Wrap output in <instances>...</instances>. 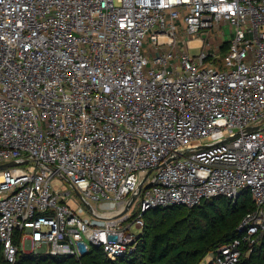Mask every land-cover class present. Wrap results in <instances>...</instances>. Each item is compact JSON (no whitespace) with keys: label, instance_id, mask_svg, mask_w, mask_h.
I'll use <instances>...</instances> for the list:
<instances>
[{"label":"built area","instance_id":"1","mask_svg":"<svg viewBox=\"0 0 264 264\" xmlns=\"http://www.w3.org/2000/svg\"><path fill=\"white\" fill-rule=\"evenodd\" d=\"M13 160L1 264L15 238L115 260L148 210L247 189L255 208L204 262L236 264L264 235V0H0V164Z\"/></svg>","mask_w":264,"mask_h":264},{"label":"trees","instance_id":"2","mask_svg":"<svg viewBox=\"0 0 264 264\" xmlns=\"http://www.w3.org/2000/svg\"><path fill=\"white\" fill-rule=\"evenodd\" d=\"M227 48L228 43H224L221 54ZM254 208L255 203L247 189L240 192L234 204L217 196L193 207L152 208L144 213V228L134 252L116 260L109 259L100 247L91 248L78 258L27 253L21 250L18 238H15L14 243L18 245L15 264H209L202 262L203 258L236 237L242 217ZM3 261L0 244V264ZM236 264H264V235Z\"/></svg>","mask_w":264,"mask_h":264},{"label":"rangeland","instance_id":"3","mask_svg":"<svg viewBox=\"0 0 264 264\" xmlns=\"http://www.w3.org/2000/svg\"><path fill=\"white\" fill-rule=\"evenodd\" d=\"M224 40H228V37L226 36V37H224L223 38ZM214 43H215V41H214ZM197 47H192L191 49H190V53L191 54H196L197 52H198V50L196 49ZM220 54H221V52H220ZM51 185H52V187L54 188V187H58L59 188V190H60V192H62V193H65L66 191H68L69 189H70V187H69V184L67 183V182H65L63 179H61L60 177H58V176H54V177H52V179H51ZM70 198H72L75 202H77L79 205H81V202L79 201V198H78V196L75 194V193H71L70 194ZM135 233H137L139 230L138 229H136V228H133L132 229ZM127 231H130V227H128L127 228ZM143 231V230H142ZM141 231V232H142ZM137 240H138V238H137ZM20 247H21V250L22 249H24V250H26V252L28 253H32V251L29 249V247L24 243V242H22L21 243V245H20ZM94 248V247H93ZM136 248V247H135ZM29 249V250H28ZM134 252V251H133ZM116 260V259H115ZM206 261V259L205 258H203V260H202V262H205Z\"/></svg>","mask_w":264,"mask_h":264},{"label":"water","instance_id":"4","mask_svg":"<svg viewBox=\"0 0 264 264\" xmlns=\"http://www.w3.org/2000/svg\"><path fill=\"white\" fill-rule=\"evenodd\" d=\"M258 126H253V127H247L244 132H248V131H251V130H254V129H257ZM238 134V133H237ZM16 164H20L19 161L17 160H13V161H10V162H6V163H2L0 164V169L1 168H5V167H10V166H13V165H16ZM76 194L81 197L80 193L76 190ZM138 195V192L134 193L131 198L129 199V201L126 203V206L124 208V210L122 211L123 213L127 211V209L131 206L132 202L135 200L136 196ZM82 199V198H81ZM83 203L89 208V204L83 200Z\"/></svg>","mask_w":264,"mask_h":264}]
</instances>
